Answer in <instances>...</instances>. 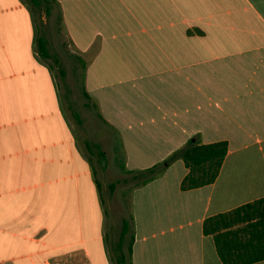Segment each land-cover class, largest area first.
I'll list each match as a JSON object with an SVG mask.
<instances>
[{
    "label": "crops",
    "instance_id": "crops-1",
    "mask_svg": "<svg viewBox=\"0 0 264 264\" xmlns=\"http://www.w3.org/2000/svg\"><path fill=\"white\" fill-rule=\"evenodd\" d=\"M190 138L225 141L212 182L135 184ZM262 197L264 0H0V264H222L203 220Z\"/></svg>",
    "mask_w": 264,
    "mask_h": 264
},
{
    "label": "trees",
    "instance_id": "trees-1",
    "mask_svg": "<svg viewBox=\"0 0 264 264\" xmlns=\"http://www.w3.org/2000/svg\"><path fill=\"white\" fill-rule=\"evenodd\" d=\"M30 1L33 5L37 4V0ZM38 47L41 50L40 42ZM225 150V141L200 144L194 138H190L160 163L135 171L132 177L139 184L144 183L159 175L165 165L174 159H180L187 168L186 174L180 181V188L189 189L205 185L216 177ZM109 188L112 189L113 184H110ZM234 223H242V225L227 229ZM127 229L128 222L123 219L119 234L120 243ZM202 232L212 234L215 250L222 264H250L263 259L264 197L236 207L227 213L205 218L202 222ZM132 239L130 233L127 244L128 255Z\"/></svg>",
    "mask_w": 264,
    "mask_h": 264
},
{
    "label": "rangeland",
    "instance_id": "rangeland-1",
    "mask_svg": "<svg viewBox=\"0 0 264 264\" xmlns=\"http://www.w3.org/2000/svg\"><path fill=\"white\" fill-rule=\"evenodd\" d=\"M35 17H38V13H34ZM57 28V26L55 25ZM100 135L105 134L104 129ZM112 153H108V157L110 159L108 161V170H98L95 169L94 173L98 176L100 172H103L104 175L108 179H114L115 189L113 192L110 191L109 195H105L102 193V199L104 204H106L107 211L106 216L108 219H116L118 216L125 217L129 220V207H128V194L129 190L131 189L132 184L131 181L125 182L123 179H130V175L124 173L122 171L121 163H122V151L120 149L118 137L116 135H112ZM107 143V140H106ZM109 143V142H108ZM112 157V159H111ZM139 182L135 181V184ZM119 222V219L117 220Z\"/></svg>",
    "mask_w": 264,
    "mask_h": 264
}]
</instances>
